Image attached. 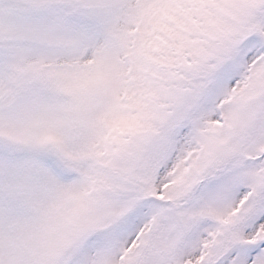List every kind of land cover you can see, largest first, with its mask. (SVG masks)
Segmentation results:
<instances>
[{
	"label": "snow or ice",
	"instance_id": "obj_1",
	"mask_svg": "<svg viewBox=\"0 0 264 264\" xmlns=\"http://www.w3.org/2000/svg\"><path fill=\"white\" fill-rule=\"evenodd\" d=\"M0 264H264V0H0Z\"/></svg>",
	"mask_w": 264,
	"mask_h": 264
}]
</instances>
